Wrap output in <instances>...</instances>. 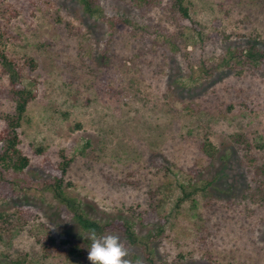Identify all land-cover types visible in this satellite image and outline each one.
I'll return each mask as SVG.
<instances>
[{
	"label": "rangeland",
	"instance_id": "rangeland-1",
	"mask_svg": "<svg viewBox=\"0 0 264 264\" xmlns=\"http://www.w3.org/2000/svg\"><path fill=\"white\" fill-rule=\"evenodd\" d=\"M96 1L100 16L78 0H0V50L33 61L35 91L18 131L30 165L5 173L15 194L0 212L37 213L0 241V264H90L87 232L46 184L45 159L64 158L87 217L129 220L139 238L162 227L148 253L116 234L129 264H264V69L232 56L264 50V0H183L201 34L174 0ZM12 112L0 92V131ZM150 205L159 221L142 226L131 210Z\"/></svg>",
	"mask_w": 264,
	"mask_h": 264
},
{
	"label": "trees",
	"instance_id": "trees-1",
	"mask_svg": "<svg viewBox=\"0 0 264 264\" xmlns=\"http://www.w3.org/2000/svg\"><path fill=\"white\" fill-rule=\"evenodd\" d=\"M84 11L92 16L102 14L100 7L96 0H78ZM141 1V0H140ZM174 13L179 18L181 25L191 29L197 34H201L199 24L194 21L189 15L188 9L183 5V0H174ZM105 20L113 27V18L105 17ZM217 38L218 34L212 35ZM2 36L0 35V42ZM234 57H245L247 62L260 66L264 69V50H258L254 46H249L247 49H240L233 52ZM182 60V59H181ZM183 62V61H182ZM25 67L33 68L34 63L30 59L23 65L17 63L10 58L7 53L0 50V79L6 78L7 85L5 88L1 87L0 92L11 101L13 104V112L6 115L3 119L4 126L0 131V199H8L15 194L14 183L5 176V173L12 171L15 173H23L30 165V159L25 156L19 145V129L21 127L22 119L25 115L28 104L35 98L33 81L27 83L25 80ZM1 82V80H0ZM211 147V145H207ZM206 155L210 156L207 149ZM72 160L64 158L59 162H52L45 159L43 169L49 176L46 184L53 193V196L61 202L72 214L73 221L84 231L95 230L97 233H113L121 235L132 245H143L145 252L148 253L149 241H154L160 233L162 227H159V234L154 233L146 238H139L129 220H114L109 222H98L87 217L80 205L75 200L66 194L65 190V176ZM264 185L258 179L257 192L262 195L261 186ZM158 205L149 206L147 208H138L131 210L132 218L142 226L155 225L159 221ZM36 211L31 207H21L16 209L14 214H7L0 212V241L6 245H12L14 238L19 230L25 224L36 217ZM54 240L47 237L43 243L45 253L52 250ZM147 264H154L152 259L146 256ZM131 264H144L139 259L134 260Z\"/></svg>",
	"mask_w": 264,
	"mask_h": 264
},
{
	"label": "clouds",
	"instance_id": "clouds-1",
	"mask_svg": "<svg viewBox=\"0 0 264 264\" xmlns=\"http://www.w3.org/2000/svg\"><path fill=\"white\" fill-rule=\"evenodd\" d=\"M84 239L90 264H129L127 250L118 235L89 230Z\"/></svg>",
	"mask_w": 264,
	"mask_h": 264
}]
</instances>
